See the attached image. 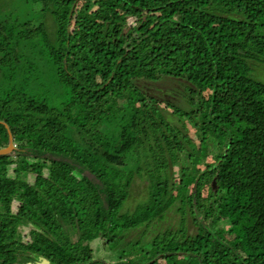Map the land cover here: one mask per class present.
<instances>
[{"label":"trees","instance_id":"trees-1","mask_svg":"<svg viewBox=\"0 0 264 264\" xmlns=\"http://www.w3.org/2000/svg\"><path fill=\"white\" fill-rule=\"evenodd\" d=\"M262 67L264 0H0V264H264Z\"/></svg>","mask_w":264,"mask_h":264},{"label":"rangeland","instance_id":"rangeland-1","mask_svg":"<svg viewBox=\"0 0 264 264\" xmlns=\"http://www.w3.org/2000/svg\"><path fill=\"white\" fill-rule=\"evenodd\" d=\"M12 1L14 2L15 0H12ZM258 74H260V75H259V78L262 79V80H264V67H262L261 69H259ZM170 83H173V82H170ZM163 85H164L163 87H165V86H169L170 84H169V85L163 84ZM172 85H175V83H173ZM178 87H179V84H178ZM180 89H182V88H180ZM181 103H182V102H181ZM183 103L185 104V102H183ZM185 105H186V104H185ZM190 135H191L193 141L196 142L195 145H196V147H197V144H198L197 140H198V139L196 138V134H195V132L192 131V132L190 133ZM144 184H145V183H142V184H141V183H137V185H136V190H137V193H138V194L144 192ZM99 249H100V250H99V255H100V256L105 257V258L110 259V260H115V259L113 258V253H112L111 250L107 249L106 247H102V248H99Z\"/></svg>","mask_w":264,"mask_h":264},{"label":"water","instance_id":"water-1","mask_svg":"<svg viewBox=\"0 0 264 264\" xmlns=\"http://www.w3.org/2000/svg\"><path fill=\"white\" fill-rule=\"evenodd\" d=\"M12 146H13V144L10 143V146L3 148V149H0V154L9 152L12 149Z\"/></svg>","mask_w":264,"mask_h":264}]
</instances>
